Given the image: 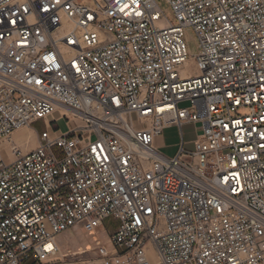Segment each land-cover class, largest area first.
<instances>
[{
	"label": "built area",
	"instance_id": "built-area-1",
	"mask_svg": "<svg viewBox=\"0 0 264 264\" xmlns=\"http://www.w3.org/2000/svg\"><path fill=\"white\" fill-rule=\"evenodd\" d=\"M158 1L0 0V264H264V0Z\"/></svg>",
	"mask_w": 264,
	"mask_h": 264
},
{
	"label": "rangeland",
	"instance_id": "rangeland-1",
	"mask_svg": "<svg viewBox=\"0 0 264 264\" xmlns=\"http://www.w3.org/2000/svg\"><path fill=\"white\" fill-rule=\"evenodd\" d=\"M158 6L163 13V15L170 21L173 22V17L172 13L170 10L169 5L166 3L165 0H160L158 1ZM184 42H185V47L187 51L188 57H192L197 54L198 52V42L197 38L195 36V33L191 28L185 29L184 30ZM62 127L63 124L61 123ZM38 133H40L44 127H45V122L43 120L36 121L33 126H32ZM19 131H25L30 133L31 135H26L20 132L21 135L16 141V143L20 144L23 149H32L36 145V137L35 134L31 133L30 130L28 129H22ZM18 131V132H19ZM183 139L185 142V150L186 151H192L193 146H192V139H194V131L195 129L193 127H183ZM17 132L13 135L12 140L16 137ZM162 139H163V146L160 148V152L167 156V157H172L176 153L178 149V143H179V137H178V129L176 127H169L163 130L162 132ZM7 145V144H6ZM5 148H7L5 146ZM105 227L107 228H112L116 224L115 222L108 220L104 223ZM57 243L62 247V250L64 252H68L69 250H75L78 248H85L89 243V236L83 235L82 231L76 227L72 229L70 232L63 233L59 237H57Z\"/></svg>",
	"mask_w": 264,
	"mask_h": 264
},
{
	"label": "bare ground",
	"instance_id": "bare-ground-1",
	"mask_svg": "<svg viewBox=\"0 0 264 264\" xmlns=\"http://www.w3.org/2000/svg\"><path fill=\"white\" fill-rule=\"evenodd\" d=\"M186 64H187V66L190 68V67L192 66V61H191V60H189V61H187V62H186ZM59 116H60V114H59V113H57V114H55V115H54V118H59ZM19 130H22V129H19ZM19 130H17V131H16V132H17V134H16V137L14 138V140H12V141H13V142H15V143H16V141H15V140H17V139H18V138L21 136V135H18V134H20V132H21V131H19ZM28 130H31V131H32V132L35 134V137H36V133H35V131H34V130H32V129H28ZM18 131H19V132H18ZM16 132H15V133H16ZM15 133H14V134H15ZM33 133H32V134H33ZM14 134H13V135H14ZM26 135H28V136H29V135H31V134H30V133H28V134H26ZM12 137H13V136H12ZM16 144H18V143H16ZM19 145H20V144H19ZM5 146H6V147H9V145H8V144H7V145H5ZM5 146H4V148H5ZM5 149H7V148H5ZM28 150H29V149H28ZM78 249H80V248H78ZM75 250H77V249H75ZM75 250H69V251H75ZM69 251H68V252H69Z\"/></svg>",
	"mask_w": 264,
	"mask_h": 264
},
{
	"label": "crops",
	"instance_id": "crops-1",
	"mask_svg": "<svg viewBox=\"0 0 264 264\" xmlns=\"http://www.w3.org/2000/svg\"><path fill=\"white\" fill-rule=\"evenodd\" d=\"M185 127L189 128V127H193L191 125H185ZM172 128V127H171ZM31 131V130H30ZM21 133L23 134H28V132L25 131H21ZM32 133V131H31ZM193 140V139H192ZM155 146L160 150L161 146H163V139H162V135L160 137H157L154 141Z\"/></svg>",
	"mask_w": 264,
	"mask_h": 264
}]
</instances>
